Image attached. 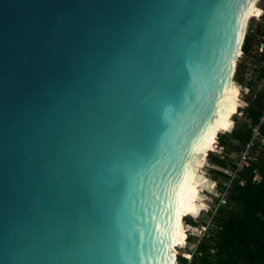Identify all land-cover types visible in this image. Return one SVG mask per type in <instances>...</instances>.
<instances>
[{"label":"water","instance_id":"water-1","mask_svg":"<svg viewBox=\"0 0 264 264\" xmlns=\"http://www.w3.org/2000/svg\"><path fill=\"white\" fill-rule=\"evenodd\" d=\"M252 2L0 0V264H171Z\"/></svg>","mask_w":264,"mask_h":264},{"label":"trees","instance_id":"trees-1","mask_svg":"<svg viewBox=\"0 0 264 264\" xmlns=\"http://www.w3.org/2000/svg\"><path fill=\"white\" fill-rule=\"evenodd\" d=\"M256 41V47L253 51L263 61L261 69L255 82L262 81L264 84V27L261 24L249 26L246 29L245 36L241 45L242 58L249 56L253 42ZM259 44L262 45L258 52ZM244 76V67L236 64L233 80L237 84L246 82ZM246 88L252 87L251 79L246 82ZM264 104V93L260 90L254 93L248 101L245 108V118L248 121L246 125L233 127L229 133L230 144L219 136L217 141L223 152L238 151L249 137L250 126L256 124ZM219 128H217L218 130ZM260 133L264 135V124L260 126ZM232 141H235L234 144ZM216 141L214 148L217 149ZM264 148L259 153L253 163L240 176L242 184L233 183L228 190L229 202L236 204L240 208V213L223 210V214L217 219V244L215 247L214 259L209 261L201 256L199 264H264ZM215 166H221L224 159L220 156L211 158ZM215 177L220 175L214 170ZM189 222L193 219L185 216ZM180 233V232H179ZM178 233V234H179ZM190 235L187 232L186 236ZM188 239V237H186ZM206 246H200L198 250H206ZM178 250V249H177ZM177 254V253H176ZM182 261V260H180Z\"/></svg>","mask_w":264,"mask_h":264},{"label":"rangeland","instance_id":"rangeland-1","mask_svg":"<svg viewBox=\"0 0 264 264\" xmlns=\"http://www.w3.org/2000/svg\"><path fill=\"white\" fill-rule=\"evenodd\" d=\"M256 7V9L254 8L253 14H257V9L259 11L261 10V14L259 16L256 15L258 17L250 18L247 22V28L249 26H252L253 28L255 24H261V26L264 27V0H258V2L256 3ZM256 44L257 42L254 41L249 56L242 58V55H240L236 61V64H241L244 67V74H248L247 78L251 79L252 87H249L248 89L246 88V82H248L249 80L242 84H237L235 82V84L237 85L236 88L238 89L237 98L240 102L239 107L236 110V103L232 104V99L234 100L233 96L236 98L237 90L234 87L233 96L232 92L230 93L231 97L228 93L230 101L226 99L230 104L231 112L229 115L224 117L217 116V125L215 126V128L218 127L219 129L228 130L230 127L232 129L233 127H240V125L243 126L248 124V121L245 118L244 111L248 104V101L250 100V98H252L254 93L257 92V90H260L262 93H264L263 82H255V78H257L261 69L263 68L262 59L259 58L257 54L253 53ZM234 110H236V113L231 116ZM226 133L228 134V132ZM225 135L226 134L224 133H222V135L217 134L215 140L216 146L218 145L217 139L219 136H221L225 140V142L230 144L229 136ZM213 137L214 135L206 140V150L204 149V152L200 154V158L197 156V159L200 161L199 166L197 168H194L193 170L194 176L195 174L201 175L206 179V181L209 182V185L202 184L201 182L190 183L189 187L194 190L199 198L188 197L184 203L178 204V206H180L178 215H190L192 216L193 222H189V220L184 217L182 219L181 225V217H177L178 233L180 232L178 234V240L181 242V245L179 247L181 249L176 250V264H199V258H201V256L206 260H213L215 256V247L217 244V219L222 216V214L224 213L223 210L240 213V208L236 204L229 202L228 197H226V204L223 205V207L215 208V196L218 195V193H221V191L218 188V184H216V187L213 186V182H216L217 178L214 174L215 165L211 158L222 156V154H219V146H217V149L213 150V152L207 153L206 157H204V153L208 149H210V147L212 148L211 142L213 140ZM188 225L193 229H188ZM187 229L190 235H187L188 239L185 240V230L187 231ZM200 246H206L207 249L204 251H200L198 250Z\"/></svg>","mask_w":264,"mask_h":264},{"label":"bare ground","instance_id":"bare-ground-1","mask_svg":"<svg viewBox=\"0 0 264 264\" xmlns=\"http://www.w3.org/2000/svg\"><path fill=\"white\" fill-rule=\"evenodd\" d=\"M254 1L255 0H253L252 4L250 5V10L248 11L247 15L244 17L243 28H244V26L247 22V19L249 17H258L261 14V11H259L258 9H257V14H256L258 16L253 14L254 8L255 9L257 8L256 5H254ZM243 28H242V32H243ZM241 38H242V33H241L240 40H241ZM238 54L239 53L237 51L235 56H237ZM231 66H233V62L231 63ZM228 77H229V75H228ZM228 77H227V79H228ZM227 79H226L225 85L222 89V92L219 95L215 110L213 112L215 114L214 122L211 126L207 123L205 128L203 129L202 133L200 134L191 154L189 155L190 159L184 165L179 183H178L176 191H175V195L173 196L172 220H171V230H170V245H169L171 264L176 263V250L181 249V248H179L181 245V242L178 240V220H177V217L178 216H179V218L181 217L180 218L181 219L180 220L181 225H182V219L185 216L192 218V216H190V215H183V216H182V214L178 215L179 210H180V206H178V204L184 203L188 197L199 198L198 195L194 192V190L189 187L190 183L201 182L202 184L209 185V182L206 181V179L204 177H202L201 175L195 174V176H194L193 170H194V168H197L199 166V160L197 159V156L199 158L201 157L200 154H202L204 152L205 141L208 138H211L214 135L213 140L211 139L212 140V142H211L212 148L210 147V149H208L204 153L205 154L204 157H206L207 153L213 152V150H215V148H214L215 136L220 132H229V130L231 129V127L228 130H225V129H218L217 130L218 127L215 128V126L217 125L216 124L217 116L224 117V116H227L230 114V112H231L230 104L227 101V100H229L228 93H229V96L231 97L230 93L232 92V96H233L234 87H235V89H237L236 88L237 85L235 83H230ZM237 96H238V89L236 90V98L234 96H233L234 100L231 98L232 104L236 103V106H237L235 108L236 110L239 107V103H240L239 100L237 99ZM236 110H234L235 112L233 111L231 116L234 113H236ZM215 130H217V131H215ZM187 227H188V229H193L189 225ZM180 229H181V227H180ZM188 229H187V231L185 230V235L187 232H189ZM185 240H186V236H185Z\"/></svg>","mask_w":264,"mask_h":264},{"label":"built area","instance_id":"built-area-1","mask_svg":"<svg viewBox=\"0 0 264 264\" xmlns=\"http://www.w3.org/2000/svg\"><path fill=\"white\" fill-rule=\"evenodd\" d=\"M261 47L262 45L259 44L257 48L258 52L261 51ZM247 76L248 74H244L243 77L245 80H250ZM263 124L264 104L256 124L249 128V137L247 141L241 145L237 152H223V149L219 147V154H222L220 158L224 159V161L221 166H214V170L220 175H218L216 182H213V186L216 187V184H218V188L221 191V193L215 196V208L223 207V205L226 204V197L228 196V190L231 185L233 183L242 184V180L240 179L241 174L255 161L259 150L264 148V135L260 133V126ZM232 142L236 144L235 141Z\"/></svg>","mask_w":264,"mask_h":264},{"label":"crops","instance_id":"crops-1","mask_svg":"<svg viewBox=\"0 0 264 264\" xmlns=\"http://www.w3.org/2000/svg\"><path fill=\"white\" fill-rule=\"evenodd\" d=\"M229 133V132H228ZM204 149L206 150V141H205V146H204ZM200 162V161H199Z\"/></svg>","mask_w":264,"mask_h":264}]
</instances>
